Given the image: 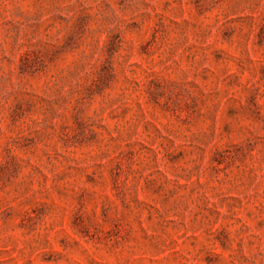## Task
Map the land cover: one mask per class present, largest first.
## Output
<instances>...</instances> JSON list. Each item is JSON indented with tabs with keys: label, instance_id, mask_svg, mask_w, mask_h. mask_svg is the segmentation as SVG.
I'll return each mask as SVG.
<instances>
[{
	"label": "rangeland",
	"instance_id": "obj_1",
	"mask_svg": "<svg viewBox=\"0 0 264 264\" xmlns=\"http://www.w3.org/2000/svg\"><path fill=\"white\" fill-rule=\"evenodd\" d=\"M0 264H264V0H0Z\"/></svg>",
	"mask_w": 264,
	"mask_h": 264
}]
</instances>
